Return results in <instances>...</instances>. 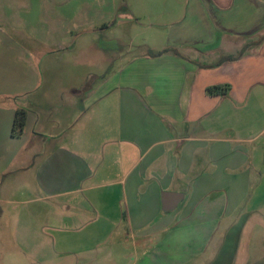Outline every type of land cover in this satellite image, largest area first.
I'll list each match as a JSON object with an SVG mask.
<instances>
[{"label":"crops","instance_id":"0c3cea01","mask_svg":"<svg viewBox=\"0 0 264 264\" xmlns=\"http://www.w3.org/2000/svg\"><path fill=\"white\" fill-rule=\"evenodd\" d=\"M104 4L0 0V208L26 196L19 218L55 234L54 254L109 247L102 257L120 264L192 261L232 230L226 218L264 210V0L127 5L158 10L149 26L167 30L165 43L148 49L179 55L145 51L91 86L60 82L85 91L65 115L75 123L48 134L30 101L57 83L74 36L100 40L116 12L106 21ZM91 57L104 71L103 55ZM19 106L29 115L18 137Z\"/></svg>","mask_w":264,"mask_h":264},{"label":"rangeland","instance_id":"374dc122","mask_svg":"<svg viewBox=\"0 0 264 264\" xmlns=\"http://www.w3.org/2000/svg\"><path fill=\"white\" fill-rule=\"evenodd\" d=\"M79 2L80 0H75ZM106 12V21L110 18L112 5L115 7L113 18L106 22L109 28H99L100 40L92 44V35L89 37L74 36V43H77L76 50L64 55V59L58 61L61 67L57 76L59 78L54 87L46 84L45 88L30 101V110L37 119L36 128L44 127L48 134H59L76 121L69 120L71 116L67 111L71 106L78 104L80 93L85 88L78 89L59 88L60 82L66 85L78 86L83 81L90 86L107 77L109 69H117L123 60L140 55L147 51L148 45H164L161 38L167 35V30L162 28H150L149 24L157 17L161 19L158 10L148 9L144 6L130 10L127 5L140 2H156V0H103ZM158 1V0H157ZM170 3L181 0H168ZM170 10V11H169ZM164 16V21H172V9ZM182 10V9H181ZM133 11V13L131 12ZM73 28L77 27L78 21L75 18L76 9L73 10ZM174 12V11H173ZM105 27V26H104ZM114 28L112 31L111 28ZM75 30L74 35L81 34ZM161 40V41H160ZM99 52L103 55L105 62L104 71L99 66L97 72L91 70L92 54ZM120 54V56H119ZM57 58H60L57 57ZM110 62L114 63L110 68ZM71 105V106H70ZM67 114L68 117L65 115ZM71 121V122H70ZM69 125V126H68ZM26 196H19L15 202L1 205L0 208V264H120L113 257H102L101 251H107L109 247L99 248L98 251L83 254L66 255L60 252L54 254L53 232H43L38 226L27 227L19 218L22 210L27 205L21 203ZM264 202H260V205ZM44 206V205H43ZM232 218H226L224 226L231 227L230 232L219 230L206 254L194 260H185L182 264H264V210L260 215H246L240 212ZM229 222V223H228ZM59 236V235H58ZM111 251H112V247ZM124 264V263H123ZM125 264H144L138 258Z\"/></svg>","mask_w":264,"mask_h":264},{"label":"trees","instance_id":"16d2710c","mask_svg":"<svg viewBox=\"0 0 264 264\" xmlns=\"http://www.w3.org/2000/svg\"><path fill=\"white\" fill-rule=\"evenodd\" d=\"M109 28L108 26H105L104 29ZM245 50L242 51V53L239 56H242V54L244 53ZM148 55L152 56V57H158L161 56L163 54L172 52L175 55H179L178 51L176 49L173 48H166L162 51L159 52H155L152 51L150 49L147 50ZM238 56V57H239ZM237 59V57H229V58H225L223 61H233ZM216 90H218V87H214L212 89H209V92H215ZM28 115H29V111L27 108L25 107H17L16 109V116H15V120H14V124H13V129H12V134L13 136H22L26 130V124H27V119H28Z\"/></svg>","mask_w":264,"mask_h":264},{"label":"water","instance_id":"95a60500","mask_svg":"<svg viewBox=\"0 0 264 264\" xmlns=\"http://www.w3.org/2000/svg\"><path fill=\"white\" fill-rule=\"evenodd\" d=\"M167 203L169 202V203H171L169 200L168 201H166ZM169 208H170V206H169ZM171 209V208H170Z\"/></svg>","mask_w":264,"mask_h":264}]
</instances>
